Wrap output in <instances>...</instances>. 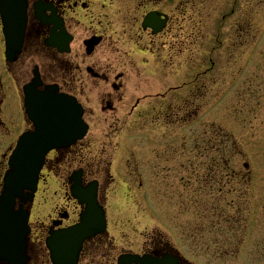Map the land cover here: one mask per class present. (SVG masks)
<instances>
[{"label":"flooded vegetation","instance_id":"1","mask_svg":"<svg viewBox=\"0 0 264 264\" xmlns=\"http://www.w3.org/2000/svg\"><path fill=\"white\" fill-rule=\"evenodd\" d=\"M183 2L35 0L29 3L25 44L15 62L4 64L5 80H0L2 95L7 96L13 89L20 102L24 87L35 83L36 78L40 85L37 91L55 87L57 94L76 99L89 131L83 141L54 151L46 159L41 182L51 176L61 177L63 198L43 219H33L30 212L27 264H52L46 246L50 232L79 222L83 208L70 193L74 177H79L83 187L95 185L98 200L105 208L107 196L112 194L109 191L112 178L113 182L118 180L125 185L124 195L131 194L137 179L129 170L130 158L135 156L130 143L135 125L132 120H144V127L151 128L152 133L147 128L148 134H152L151 143L142 166L149 169L154 158L152 178L157 180L161 174H167L161 162L175 160V164L183 157L176 149V141L165 143V134L169 131L173 135L171 130L183 119H197L200 96L208 94L224 72L227 71L220 82L244 83L239 78L246 66V48L258 46L262 37L260 17L264 0H190L191 23L183 13ZM152 13L161 24L158 33L143 26L145 18ZM219 15L224 16L225 22L228 20L226 26L217 21ZM187 22L189 26L185 28ZM182 64L187 72L174 83H191L187 97L177 95L182 91L180 87H171L173 78H165L170 77L165 72L167 67ZM19 127L23 131L33 130L24 116ZM157 141L158 146L154 145ZM193 152L195 158L197 151L193 149ZM110 165L113 176L109 173ZM146 173L148 176L147 170ZM152 190L157 194L156 185L152 184ZM118 194L119 191L115 193ZM263 243L261 240L260 246ZM169 248L161 235L140 241L117 239L106 233L84 243L78 264H118L122 255L129 254L138 256L144 264L163 260L168 255L176 257L178 264H190Z\"/></svg>","mask_w":264,"mask_h":264},{"label":"rangeland","instance_id":"2","mask_svg":"<svg viewBox=\"0 0 264 264\" xmlns=\"http://www.w3.org/2000/svg\"><path fill=\"white\" fill-rule=\"evenodd\" d=\"M189 1L184 0L182 9L188 18L187 21L191 23ZM260 19L264 22V13ZM188 22L184 24L185 28L189 26ZM261 46L263 47L262 58L254 56L261 60L262 67L259 71L255 69L256 67L249 69L245 75V83L220 82L223 79L222 76L227 73V71L224 72L217 79L219 82L213 83L210 92L204 97L200 96L197 119L187 123L180 122L177 126L179 132L178 129L173 131L170 128L167 129L171 130L173 135L169 136L171 133L168 131L165 134L167 136H164L165 143L176 141L178 150L179 147L184 149L188 156L187 160L183 158L175 164H173L175 160L161 162V167L166 168V176L161 174L160 179L152 178L154 158L149 169H145L142 162H137L136 159L143 161L146 158L145 152L151 143L152 134H148L149 126L144 127L146 125L144 120L136 118L132 120L135 125L131 129L130 143L133 144L135 155H137L135 159L137 179L134 191H141V193L131 196V199H126L122 194L107 196L106 205L112 226L116 224L118 227H126L130 221L132 224L129 231L131 232L127 231V233L129 236L132 235L134 240L140 241L150 237L152 232L156 231L186 259L197 264H243L246 260L251 264H257V248L254 244L259 230L264 231V83H250V81L255 77L259 79L258 74L261 70L264 74L262 69L264 45L261 44ZM3 50V38L0 32V77L3 68ZM248 50L247 47L246 55L250 53ZM165 72L170 75V77L165 76L167 80L173 78L171 87H180L182 90L177 95L187 97L191 83H174L179 75L187 72L184 65L167 67ZM258 87L260 94L255 92ZM9 91L0 105V184L7 158L22 132L19 127L21 119L19 100L15 90ZM213 103L214 105L211 106ZM149 132H151L150 127ZM158 143V141L154 142V145L158 146ZM223 143H226L224 148L229 150L232 160V164L227 163L229 166L225 168L222 162H225L223 159L225 155L227 159L228 154L219 148ZM193 147L197 151V157L190 160ZM223 155L224 158H222ZM159 161L154 164L157 165ZM130 166L133 168L134 165L130 164ZM109 167L113 174V166ZM177 167L181 170H177ZM229 173L232 176L236 175L237 180L234 183L231 182ZM152 184L156 185L157 194L153 192ZM113 188L114 183L110 188L112 192H114ZM47 189L60 192L53 205L63 198L64 190L61 180L51 182L50 179ZM231 189L233 193L227 197V200L237 205L236 208L231 209L233 212L230 215L235 241L231 240V233L229 232L228 235L223 228L226 218L223 215L227 212L223 213L227 206L223 203V196ZM53 198L51 194L43 204L42 198L38 200L34 211L37 218L47 217L53 208L49 209ZM219 200L222 202L221 205H215ZM238 204L242 205L243 212H240L241 206ZM210 212L212 215L209 214ZM241 213L244 215L240 217ZM240 219L245 222V224L242 222V226H240ZM214 225H216L215 229L212 228ZM115 227L111 228V235L118 237L120 230H124ZM224 239L231 240L229 248L223 245ZM241 239H243L242 242L244 239L245 241L242 243Z\"/></svg>","mask_w":264,"mask_h":264},{"label":"water","instance_id":"3","mask_svg":"<svg viewBox=\"0 0 264 264\" xmlns=\"http://www.w3.org/2000/svg\"><path fill=\"white\" fill-rule=\"evenodd\" d=\"M27 1L8 0L12 3H6L0 0L2 15L6 11L21 13L18 23L5 21V32L8 35L7 46L13 55L20 52L22 45V28H24L23 22L25 21L23 11H25ZM28 104L31 119L36 125V132L26 134L21 138L19 147L11 159V171L6 176L4 191L0 198V261L9 263L20 260L25 251L26 220L21 211L15 212L16 200L19 199L23 205L32 201L45 156L56 146V143L65 142L72 136L71 128L74 121L77 128L79 125L78 120L69 119L68 112L60 105L59 100H52L51 97H46L44 100L39 97H30ZM26 191L29 193L25 194ZM81 229L83 228L78 231H82ZM71 237L66 234L63 239L67 240ZM71 248L73 249V245Z\"/></svg>","mask_w":264,"mask_h":264}]
</instances>
